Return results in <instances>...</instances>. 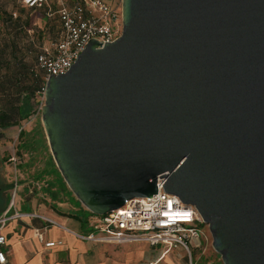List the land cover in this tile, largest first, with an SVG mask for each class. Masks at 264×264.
I'll return each mask as SVG.
<instances>
[{
	"label": "water",
	"instance_id": "obj_1",
	"mask_svg": "<svg viewBox=\"0 0 264 264\" xmlns=\"http://www.w3.org/2000/svg\"><path fill=\"white\" fill-rule=\"evenodd\" d=\"M121 16L45 80L65 182L104 214L164 179L224 264H264V0H121Z\"/></svg>",
	"mask_w": 264,
	"mask_h": 264
},
{
	"label": "built area",
	"instance_id": "obj_2",
	"mask_svg": "<svg viewBox=\"0 0 264 264\" xmlns=\"http://www.w3.org/2000/svg\"><path fill=\"white\" fill-rule=\"evenodd\" d=\"M17 2L32 8H44V13L56 16L60 24L52 44L42 45L36 53L34 69L41 71L44 79L38 90L41 96L36 99L27 118L30 120L33 112H41L45 80L49 75L67 71L91 38L98 35L102 40L112 41L121 34V0H57L55 8L48 0ZM11 13L14 17L17 15L15 9ZM22 125L23 123L16 125L19 126L18 134ZM10 159H15L14 153ZM163 182L164 179L158 178V189L151 197L128 198L122 205L104 214L92 213L88 221L89 229L83 233H74L80 238L97 242L145 241L150 245L162 244L164 253L180 247L185 251L188 264H193L192 248L200 245L203 218L195 205L184 203L177 195L164 191L161 187ZM14 208L12 196L7 207L0 212V264H7L3 226L9 219L24 214ZM44 218L54 223L52 219ZM38 237L43 239L41 232ZM61 242L60 239L46 240L44 244L52 246Z\"/></svg>",
	"mask_w": 264,
	"mask_h": 264
},
{
	"label": "rangeland",
	"instance_id": "obj_3",
	"mask_svg": "<svg viewBox=\"0 0 264 264\" xmlns=\"http://www.w3.org/2000/svg\"><path fill=\"white\" fill-rule=\"evenodd\" d=\"M0 6L7 11L11 8L15 9L17 15L19 14L22 19L24 29L29 25L32 27L30 32L26 29L21 32L17 39L20 46L23 45V37L33 41L34 48L31 47V50H29V47H26L24 53L25 60L28 61L29 67H31L36 51L42 45H51L57 36L59 29L57 17L51 15L48 16L49 18H45L44 8H40L35 12L38 18H34L30 16V11L21 6V3L17 0H0ZM56 6L55 4L53 8ZM32 21H35V24H30ZM2 32L7 34L4 28ZM24 34L27 36H24ZM25 78L31 80L29 74ZM35 95L37 98L41 96L38 92ZM36 99L32 107L35 106ZM2 100L4 98L0 95V101ZM32 116V119L23 122L22 134H18L19 126L14 125L5 128V132L3 131L0 135V180L8 181L9 179L8 186L11 187L8 191L9 195L6 193L5 196L2 194V190L6 185H2L0 182V201L8 199L9 202L12 196L15 198L19 191L18 188L24 182L25 186L22 185L21 188L25 187V192H29L33 199L44 202L50 207L53 198L55 200L65 198L64 189L69 193H72V191L53 159L41 120V112H33ZM12 153H14L15 159H10ZM89 213L92 215L90 210L85 211L86 215ZM83 218H86L84 226L88 227L90 217L84 216ZM201 230L200 245L192 248L193 264H224L220 254L212 245V235L206 222L201 223ZM103 244L108 247L110 253L109 264H149L152 260L156 261L155 264H188L185 251L180 247L172 248L164 253L162 244L150 245L145 241Z\"/></svg>",
	"mask_w": 264,
	"mask_h": 264
},
{
	"label": "crops",
	"instance_id": "obj_4",
	"mask_svg": "<svg viewBox=\"0 0 264 264\" xmlns=\"http://www.w3.org/2000/svg\"><path fill=\"white\" fill-rule=\"evenodd\" d=\"M48 3L50 5L52 3L54 6L57 5V0H48ZM21 6L30 11V16L38 18L35 12L40 8H32L23 4ZM44 16L48 17L45 13ZM31 23L35 24V21ZM26 28L29 32L32 30L30 25ZM22 120L24 122L27 118ZM8 181L0 180L2 185H6L2 190V194L5 196L6 193L9 195L8 191L11 189L8 186ZM22 185L25 186V183L23 182ZM20 188L14 198V209L24 212V214L9 219L3 226V232L6 235L4 248L7 254V264H109L110 253L108 247L103 243L111 242L87 240L74 233H83L89 229V226L83 225L80 217L87 216L89 218L91 213L85 214L88 209L73 192L69 193L64 189L65 198L63 200L53 198V203L49 207L46 203L33 199L29 192H25V187H22L23 191ZM7 205L8 199L1 200L0 212ZM44 217L52 219L54 223L48 222ZM39 232L42 233V240L38 237ZM59 239L62 240L59 244L52 246L44 244L46 240ZM155 263L156 261L152 260L149 264Z\"/></svg>",
	"mask_w": 264,
	"mask_h": 264
},
{
	"label": "trees",
	"instance_id": "obj_5",
	"mask_svg": "<svg viewBox=\"0 0 264 264\" xmlns=\"http://www.w3.org/2000/svg\"><path fill=\"white\" fill-rule=\"evenodd\" d=\"M11 9L7 11L0 6V95L4 98L0 101V135L5 128L19 125L23 123L22 119L28 118L32 112V104L37 98L35 93L40 90L44 79L42 72L34 69L36 53L40 48L29 67L28 61L25 60V48L29 47L31 50L34 43L23 37V45L20 46L17 39L27 28H23L25 26L19 14L12 16ZM3 28L7 34H3ZM28 74L31 80L25 78ZM22 133L21 129L19 134ZM80 218L85 225L86 218Z\"/></svg>",
	"mask_w": 264,
	"mask_h": 264
}]
</instances>
